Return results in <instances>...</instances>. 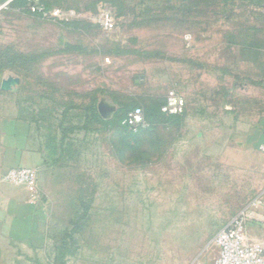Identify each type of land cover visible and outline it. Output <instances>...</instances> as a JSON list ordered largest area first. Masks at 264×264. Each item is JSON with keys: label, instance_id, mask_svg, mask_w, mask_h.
Returning a JSON list of instances; mask_svg holds the SVG:
<instances>
[{"label": "rangeland", "instance_id": "1", "mask_svg": "<svg viewBox=\"0 0 264 264\" xmlns=\"http://www.w3.org/2000/svg\"><path fill=\"white\" fill-rule=\"evenodd\" d=\"M0 54L19 89L7 105L38 110L44 141L81 128L65 167L39 174V200L0 184V264H213L218 231L264 200V0H0ZM170 90L183 115L162 112ZM134 107L152 124L137 136L123 125ZM224 149L251 152L191 173V152Z\"/></svg>", "mask_w": 264, "mask_h": 264}, {"label": "crops", "instance_id": "2", "mask_svg": "<svg viewBox=\"0 0 264 264\" xmlns=\"http://www.w3.org/2000/svg\"><path fill=\"white\" fill-rule=\"evenodd\" d=\"M7 76L8 74L6 73V66L0 68V184L7 183V181L4 180V175L9 169L14 167L28 166L36 168L41 175L47 170L52 171L54 168L53 165H51L50 159L48 158V152L44 145L43 136L41 133H39V127L38 129L36 127L35 130L33 128V123L37 121L36 117H33V112L31 117L27 118L22 115L21 108H19L18 105L16 106L15 103L7 105V95L15 94L19 90H16V88H13V86L7 84ZM226 108L228 109L229 113L232 112L231 106ZM32 111L38 112L36 109ZM257 125H264V117L260 118V121L257 123ZM35 131L37 132L36 134ZM261 134L256 141V145L260 152L258 153V156L264 157V152L260 149V145L264 143V133L261 132ZM237 145L242 147L240 141L237 142ZM250 152L251 151L244 149H224L221 152L215 150H206L201 153L191 152V161L188 165V168L191 169V173H198L199 169H201L200 171L204 170L206 173H209L210 168L213 169L217 161L218 166H220L222 170H229L233 166L232 164L235 163L234 161L241 159V154H249ZM167 153L170 154L168 149L162 152L164 155H167ZM183 154H185V151ZM186 157L187 153L183 156V158ZM181 164L185 163L181 162ZM252 164L256 166V168H260L262 170V164H259L256 161H253ZM175 166H178L177 160L175 162ZM257 198H259L258 200L260 201L258 206H252V202L249 204L254 210L255 216L248 221L247 231L251 238L264 244L263 195L257 196ZM215 260L213 264H215Z\"/></svg>", "mask_w": 264, "mask_h": 264}, {"label": "built area", "instance_id": "3", "mask_svg": "<svg viewBox=\"0 0 264 264\" xmlns=\"http://www.w3.org/2000/svg\"><path fill=\"white\" fill-rule=\"evenodd\" d=\"M34 6L44 15L50 14L61 18L64 16L60 10L48 11L43 6ZM185 108V98L176 90H170L162 111L168 115H180L184 113ZM123 125L135 131L147 126L144 110L141 107L130 110L123 119ZM260 149L264 152V143L260 145ZM4 180L24 186L29 191L32 201L39 200L41 190L39 171L36 168L27 166L11 168L4 175ZM259 204L258 199L251 203L255 207ZM251 205L238 212L215 236L214 241L219 249L215 264H264V244L251 238L247 231L248 221L255 216Z\"/></svg>", "mask_w": 264, "mask_h": 264}, {"label": "trees", "instance_id": "4", "mask_svg": "<svg viewBox=\"0 0 264 264\" xmlns=\"http://www.w3.org/2000/svg\"><path fill=\"white\" fill-rule=\"evenodd\" d=\"M32 1L31 0H13V4L17 5V6L26 7L28 4H32ZM194 1H195V4H197V5L198 4H208V5L216 6L217 3L220 2L221 0H194ZM5 66H6V62H4V61L1 62V60H0V68H3ZM87 108H88V111H90V113H87V115H86L87 122H88L89 119H93L94 117L95 118L96 117L97 118L100 117V114L97 112L96 106H89ZM161 110H162V108H161ZM91 111H92V113H91ZM32 112H33V117L34 118L38 117L39 112H36V111H32ZM127 113L125 114V116L127 115ZM164 114H166V113L164 112ZM166 115H168V114H166ZM180 115H183V113L180 114ZM180 115H169V116L177 117V116H180ZM91 116H92V118H91ZM147 122H148L147 126L140 127L136 131L133 130V129H129L125 125L124 126H125V128L128 130V132L132 136H137L142 131L149 129L152 126V124L149 122L148 119H147ZM79 128L80 127H78V126H73L71 128H66V129L63 130L62 136H60V137H57V135L48 136L47 140L44 141L45 148H46V150L48 152V158L50 159L51 165H53L54 168H58L59 170L64 168L65 167L64 166L65 162H67L66 159L68 158V155H70L71 158H73L74 152L71 149L73 143L71 142L72 140L68 142V139H69L68 138V133L69 132H73V131H75L76 129H79ZM84 187H86V186H84ZM84 187L80 188V190L78 192V195H77V200H81L82 204L84 202L83 201V196H84V191H85ZM73 204L74 203H72V205ZM84 205H85V203H84ZM87 206L88 205L86 204V207ZM74 210H75V213H74V215H71L72 217H70L69 222H71V224L72 223L75 224L76 226L78 224L80 227H83L85 225V223H87L89 221V218L91 216L90 213H89V210H84L83 212L82 211L79 212V205L77 203L74 204ZM63 254H65V253L63 252Z\"/></svg>", "mask_w": 264, "mask_h": 264}]
</instances>
